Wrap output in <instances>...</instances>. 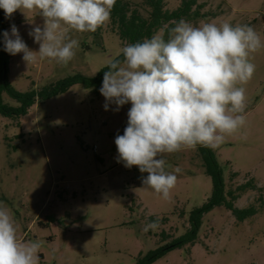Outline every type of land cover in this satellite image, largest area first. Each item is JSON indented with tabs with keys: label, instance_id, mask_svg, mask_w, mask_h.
<instances>
[{
	"label": "rangeland",
	"instance_id": "1",
	"mask_svg": "<svg viewBox=\"0 0 264 264\" xmlns=\"http://www.w3.org/2000/svg\"><path fill=\"white\" fill-rule=\"evenodd\" d=\"M123 1L148 17L145 0ZM181 2L163 0V9L173 11ZM195 2L192 11L197 8L206 17L184 18L194 26L247 24L264 41V0ZM1 11L4 31L10 32L15 24L27 46L38 51L28 33L43 25V18L36 11L18 10L6 19ZM156 34L162 35V30ZM70 36L79 41V48L67 65L38 56L27 64L23 53L6 52L8 83L26 92L76 73L93 77L122 50L110 20L95 32L72 30ZM250 60L255 73L242 85L246 123L221 146L211 148L227 189L249 180L264 186V48L252 53ZM1 98L8 106H18L6 94ZM104 103L100 91L95 95L75 84L32 105L19 118L0 115V202L15 219L18 239L41 243L38 264H135L139 256L182 235L190 211L211 194V180L196 148L163 155L169 172L181 170L168 200L142 187L140 177L147 173L117 163L114 143L124 132L131 104L116 112L114 105L105 111ZM234 206H252L256 212L238 222L224 207H215L202 216L194 245L174 249L152 264H264V193L247 190ZM149 217H159V228L145 232Z\"/></svg>",
	"mask_w": 264,
	"mask_h": 264
},
{
	"label": "clouds",
	"instance_id": "2",
	"mask_svg": "<svg viewBox=\"0 0 264 264\" xmlns=\"http://www.w3.org/2000/svg\"><path fill=\"white\" fill-rule=\"evenodd\" d=\"M117 0H0L5 18L18 10L36 11L43 25L29 36L39 45L31 50L15 24L3 32L4 51L23 53L27 64L51 59L67 65L79 48L70 32H95L111 18ZM264 48V41L247 24L213 22L194 26L181 19L171 27L168 39L153 34L122 48L123 59L108 61L102 85L105 111L118 112L131 104L127 125L114 140L117 163L136 166L142 187L168 200L177 175L167 170L165 153L197 146L217 148L226 136L246 123V85L255 73L250 55ZM240 85V86H238ZM159 228V217L143 231ZM38 241H20L14 217L0 202V264H38Z\"/></svg>",
	"mask_w": 264,
	"mask_h": 264
},
{
	"label": "trees",
	"instance_id": "3",
	"mask_svg": "<svg viewBox=\"0 0 264 264\" xmlns=\"http://www.w3.org/2000/svg\"><path fill=\"white\" fill-rule=\"evenodd\" d=\"M145 2L150 8L147 18L142 17L135 9H130L128 3L123 0H117L116 5L111 12L110 22L116 29V35L121 41L122 48L127 44L142 42L143 39L150 38L153 34H156L158 30H162L161 36L167 40L171 27H173L179 20L188 17H206V15L200 14L197 8L192 11L191 8L196 5L195 0H182L180 6L173 11L163 9V0H145ZM4 28L2 11L0 9L1 116L12 119L19 118L20 116L25 115L32 105L63 94L75 84L81 85L95 95L98 94L102 85L104 72L107 70L106 66L93 77H86L76 73L39 90L30 89L26 92H18L15 90L7 81V55L6 51H4L2 35ZM115 58L123 59L122 50ZM3 64L5 65V68ZM2 94H6L9 98L15 100L18 106L12 107L4 104L1 98ZM196 150L199 154L204 172L211 180L212 189L210 196L200 207L194 208L190 211L188 215V227L182 235L148 251L144 256H139L136 259L135 264H152L174 249L194 245L198 238L202 216L213 210L215 207H224L238 222H242L255 214L256 210L254 207L249 206L246 208H237L234 206V201L247 190L257 189L260 193H264V186L256 187L249 180L237 185L233 189H227L223 168L217 162L214 151L211 148L203 146H197ZM235 175V172L231 174V176ZM154 219L156 218L149 217V221ZM164 236L165 235L162 233L161 237Z\"/></svg>",
	"mask_w": 264,
	"mask_h": 264
},
{
	"label": "water",
	"instance_id": "4",
	"mask_svg": "<svg viewBox=\"0 0 264 264\" xmlns=\"http://www.w3.org/2000/svg\"><path fill=\"white\" fill-rule=\"evenodd\" d=\"M4 68H5V65L3 64Z\"/></svg>",
	"mask_w": 264,
	"mask_h": 264
}]
</instances>
